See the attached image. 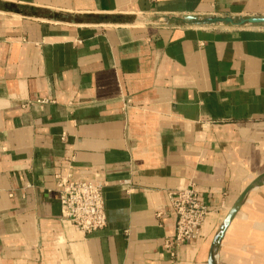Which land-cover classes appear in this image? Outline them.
<instances>
[{
	"label": "crops",
	"instance_id": "1",
	"mask_svg": "<svg viewBox=\"0 0 264 264\" xmlns=\"http://www.w3.org/2000/svg\"><path fill=\"white\" fill-rule=\"evenodd\" d=\"M248 19L264 0H0V264H264V23ZM68 170L107 181L105 229L60 222ZM190 184L211 214L171 257L168 194Z\"/></svg>",
	"mask_w": 264,
	"mask_h": 264
},
{
	"label": "built area",
	"instance_id": "2",
	"mask_svg": "<svg viewBox=\"0 0 264 264\" xmlns=\"http://www.w3.org/2000/svg\"><path fill=\"white\" fill-rule=\"evenodd\" d=\"M40 104L46 100L38 101ZM55 191L61 206L60 222L74 228L84 235L99 232L107 226L104 189L107 181L100 176L91 180L77 179L71 171L55 177ZM129 181L121 185L129 190ZM169 201L175 216V234L166 239L165 250L175 257L178 248L200 238L202 229L211 214L196 185L190 184L184 189L170 192ZM213 256L218 257V246L213 249Z\"/></svg>",
	"mask_w": 264,
	"mask_h": 264
},
{
	"label": "water",
	"instance_id": "3",
	"mask_svg": "<svg viewBox=\"0 0 264 264\" xmlns=\"http://www.w3.org/2000/svg\"><path fill=\"white\" fill-rule=\"evenodd\" d=\"M226 22L234 24L232 20L227 19ZM245 23H249V24H260V23H264V19H248L244 22H242L241 24H245ZM259 181H257L255 184H258Z\"/></svg>",
	"mask_w": 264,
	"mask_h": 264
},
{
	"label": "bare ground",
	"instance_id": "4",
	"mask_svg": "<svg viewBox=\"0 0 264 264\" xmlns=\"http://www.w3.org/2000/svg\"><path fill=\"white\" fill-rule=\"evenodd\" d=\"M259 183L264 184V177L259 181Z\"/></svg>",
	"mask_w": 264,
	"mask_h": 264
}]
</instances>
